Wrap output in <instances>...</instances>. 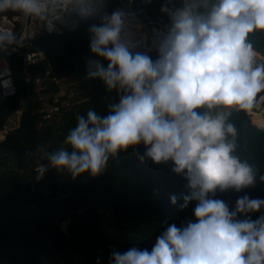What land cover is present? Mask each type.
Segmentation results:
<instances>
[{"label":"clouds","instance_id":"9594fccd","mask_svg":"<svg viewBox=\"0 0 264 264\" xmlns=\"http://www.w3.org/2000/svg\"><path fill=\"white\" fill-rule=\"evenodd\" d=\"M82 3L66 0V6ZM9 10L45 20L48 0H0V13ZM165 11L169 26L152 41L155 59L137 50L139 41L125 31L122 10L90 27L89 47L98 59L87 61L86 77L102 80L119 101L108 106L107 115L93 108L78 115L64 146H41L46 163L38 165V178L49 168L95 177L110 157L143 144L142 160L170 161L187 181L179 207L195 202L193 219L169 224L151 251L133 246L112 253L111 264H264V214L250 217L264 209V199L244 195L230 210L216 198L218 192L253 186L258 174L236 154L230 117L233 110H251L264 92V62L248 40L264 32V0H183ZM14 40L10 32L0 34V46ZM259 179L264 182V175ZM177 200L170 196L173 205Z\"/></svg>","mask_w":264,"mask_h":264},{"label":"trees","instance_id":"16d2710c","mask_svg":"<svg viewBox=\"0 0 264 264\" xmlns=\"http://www.w3.org/2000/svg\"><path fill=\"white\" fill-rule=\"evenodd\" d=\"M125 1L110 0L104 13L80 19L74 29L43 31L36 37L34 48L44 56L31 70L51 68L52 76H66L67 83L78 91V101L60 120L43 118L32 82L22 78L20 61L10 58L16 93L0 101V130L15 114L18 124L0 140V264H111L112 253L133 246L151 251L155 237L169 224L181 226L193 219L195 202L179 207L183 202L179 197L187 194V181L172 171L170 161L142 160L143 144L110 157L105 171L95 177L88 173L73 177L49 168L38 178V165L46 163L38 151L41 146L48 151L64 146L78 115H86L90 108L107 115L108 106L119 101L115 90L109 91L98 78L88 79L86 73L87 61L98 59L90 51V27ZM130 1L132 9H142L141 15L156 21H169L165 9L183 3ZM248 40L264 56V32L255 31ZM254 116L233 110L230 117L237 129L236 154L258 172L253 186L217 193L216 198L226 201L230 210L244 195L264 199V182L259 179L264 175V129L255 124ZM172 195L178 197L175 205L170 202ZM102 208L111 214L109 223H105ZM262 214L264 209L250 217L256 220Z\"/></svg>","mask_w":264,"mask_h":264},{"label":"built area","instance_id":"2783aa9c","mask_svg":"<svg viewBox=\"0 0 264 264\" xmlns=\"http://www.w3.org/2000/svg\"><path fill=\"white\" fill-rule=\"evenodd\" d=\"M104 3L108 7L110 0H83L79 7L66 6V0H48L45 20L25 16L12 10L0 13V34L10 32L15 36L11 44L5 43L0 46V101L16 93L15 76L10 62V58L15 57L20 61L22 78L32 82L34 100L39 103L43 118L60 120L62 114L70 110L78 101L76 99L78 91L71 83H67L66 76H52L51 68L45 71L31 70L32 66L44 56L42 50L34 48V41L43 31L61 33L64 29H74L80 19L100 13ZM95 7L96 13H94ZM118 9L125 13V23L128 19H133L134 23L141 25L140 32L133 31L135 36L132 37L133 42L139 41L137 50L145 51L155 59L156 53L152 48V41L158 32L167 29L169 21H156L143 16L142 9L124 8L120 4L113 6V11ZM257 53L258 61L262 62L264 56ZM261 96H264V92L258 94L259 102L247 113L250 117L253 113L257 114L261 123L256 125L264 129V101L260 100Z\"/></svg>","mask_w":264,"mask_h":264},{"label":"rangeland","instance_id":"374dc122","mask_svg":"<svg viewBox=\"0 0 264 264\" xmlns=\"http://www.w3.org/2000/svg\"><path fill=\"white\" fill-rule=\"evenodd\" d=\"M148 1H150V0H142L143 3H146V2H148ZM120 5H121L122 7H124V8H126V6H127V7H131L132 3H131L130 0H126L125 2H123V3L120 4ZM16 116H17V114L13 115L12 118H13V117L16 118ZM256 121H258V119H257ZM10 122H11V123H10ZM17 122H18V121H17ZM13 125H14V124L12 123V121H10V119H8V123H7L6 126L1 130L3 136H4V134H5V131H7V130H9L10 128H12ZM102 211H103V213H104L103 218H104V220H105V223H109V222L111 221V214H110V212L108 211V209H105V208H102ZM62 226L65 228V222L62 223ZM108 233H110V230H108Z\"/></svg>","mask_w":264,"mask_h":264},{"label":"bare ground","instance_id":"6f19581e","mask_svg":"<svg viewBox=\"0 0 264 264\" xmlns=\"http://www.w3.org/2000/svg\"><path fill=\"white\" fill-rule=\"evenodd\" d=\"M96 12H97V8L95 7L94 13H96ZM133 23H134L133 19H130V20L128 19L127 23H125V31H130L133 33V36H135L134 32H140L141 25L139 23H137V24L136 23L133 24ZM130 28H132V29H130ZM256 115L257 114H255V116H254V122H255V124H260L261 120H260L259 116L258 115L256 116ZM256 118H258V121H256Z\"/></svg>","mask_w":264,"mask_h":264},{"label":"crops","instance_id":"0c3cea01","mask_svg":"<svg viewBox=\"0 0 264 264\" xmlns=\"http://www.w3.org/2000/svg\"><path fill=\"white\" fill-rule=\"evenodd\" d=\"M10 119V121H12V123L14 124L13 126H17V124H18V117L16 116V118L15 117H13L12 118V116L9 118ZM11 123V122H10ZM2 131L0 130V140L1 139H3V134L1 133ZM6 132V131H5Z\"/></svg>","mask_w":264,"mask_h":264},{"label":"water","instance_id":"95a60500","mask_svg":"<svg viewBox=\"0 0 264 264\" xmlns=\"http://www.w3.org/2000/svg\"><path fill=\"white\" fill-rule=\"evenodd\" d=\"M105 11H106V5H105V3H104L103 8H102V13H104ZM96 15H98V14H96ZM262 62H264V60H263ZM3 138H4V137H3Z\"/></svg>","mask_w":264,"mask_h":264}]
</instances>
